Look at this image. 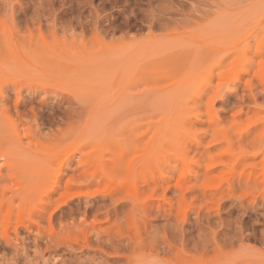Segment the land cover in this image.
I'll use <instances>...</instances> for the list:
<instances>
[{"label": "rangeland", "instance_id": "374dc122", "mask_svg": "<svg viewBox=\"0 0 264 264\" xmlns=\"http://www.w3.org/2000/svg\"><path fill=\"white\" fill-rule=\"evenodd\" d=\"M0 264H264V0H0Z\"/></svg>", "mask_w": 264, "mask_h": 264}]
</instances>
